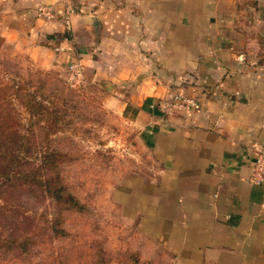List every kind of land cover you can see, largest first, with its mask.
Masks as SVG:
<instances>
[{
    "label": "crops",
    "instance_id": "obj_1",
    "mask_svg": "<svg viewBox=\"0 0 264 264\" xmlns=\"http://www.w3.org/2000/svg\"><path fill=\"white\" fill-rule=\"evenodd\" d=\"M0 48L59 77L78 63L128 125L139 172L122 181L121 209L140 256L264 264V182L250 181L264 146V0H0Z\"/></svg>",
    "mask_w": 264,
    "mask_h": 264
},
{
    "label": "rangeland",
    "instance_id": "obj_2",
    "mask_svg": "<svg viewBox=\"0 0 264 264\" xmlns=\"http://www.w3.org/2000/svg\"><path fill=\"white\" fill-rule=\"evenodd\" d=\"M19 59L0 48V69L29 78L35 86L43 80L44 94L51 93V99H59L66 110L64 129L50 136L48 142L71 156L60 166V172L84 209H63L47 197L37 198L30 193L20 196L29 208L44 211V236L26 253L1 248L0 264H161L148 252L141 256L150 259H142L134 250L136 224L131 226L121 209L122 181L136 178L139 172L138 150L128 125L104 107L103 94L83 82L82 76L69 81ZM43 131L35 129L37 138ZM46 143L39 140V144ZM57 213L61 214L60 226L65 232L55 236L45 225Z\"/></svg>",
    "mask_w": 264,
    "mask_h": 264
},
{
    "label": "trees",
    "instance_id": "obj_3",
    "mask_svg": "<svg viewBox=\"0 0 264 264\" xmlns=\"http://www.w3.org/2000/svg\"><path fill=\"white\" fill-rule=\"evenodd\" d=\"M12 74L0 69V249L26 253L44 236V211L29 208L20 196L47 197L67 210L81 211L84 204L61 176L60 166L71 156L48 142L64 129L66 110L51 93L44 94L43 80L35 86L31 79ZM37 127L45 129L41 138ZM61 220L57 213L46 220L45 228L55 236L63 234Z\"/></svg>",
    "mask_w": 264,
    "mask_h": 264
},
{
    "label": "built area",
    "instance_id": "obj_4",
    "mask_svg": "<svg viewBox=\"0 0 264 264\" xmlns=\"http://www.w3.org/2000/svg\"><path fill=\"white\" fill-rule=\"evenodd\" d=\"M38 11H40V13L43 14L46 18H51L54 15V10H52L50 6L40 7L38 8ZM72 12L73 10L71 8H68V10L62 14V24L66 33L70 31V15ZM67 70V79L69 81L79 79L82 75V68L76 62L72 61L68 63ZM172 100L182 106H189L193 108L200 107V104L198 103L196 98L188 96L183 91H174L172 93ZM251 170L252 173L250 181L254 184H262L264 182V146H258L255 148V155L251 165Z\"/></svg>",
    "mask_w": 264,
    "mask_h": 264
}]
</instances>
